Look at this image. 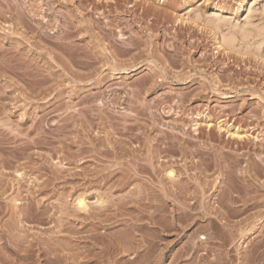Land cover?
I'll list each match as a JSON object with an SVG mask.
<instances>
[{
	"label": "rangeland",
	"instance_id": "1",
	"mask_svg": "<svg viewBox=\"0 0 264 264\" xmlns=\"http://www.w3.org/2000/svg\"><path fill=\"white\" fill-rule=\"evenodd\" d=\"M241 1L0 0V148L18 157L12 167L0 170L5 188L0 196V226L8 224L12 235L0 233V246L5 241L0 252L6 251L0 259L9 257L0 264L8 259H13L14 263L8 260L11 264H231L233 227H225L229 232L226 229L222 236L211 223L218 220L215 213L204 217L201 213L203 207L217 206L214 202L220 200L221 170L215 163L219 154L227 157V170L264 169V53L218 47V29L204 18L216 10L241 21L251 2L254 20L264 22V0H248L239 11ZM208 120L210 127L205 125ZM218 122L243 131L246 138L236 142L226 131L217 130ZM86 129L102 141L111 135L129 140L134 151L122 140L129 150L123 164L114 165L115 158L109 154L101 160L87 157L78 165L67 154L77 153L72 140L84 137ZM152 153L157 173L147 163ZM49 158L54 170L58 169L54 163L60 161L62 174L77 170L87 174V181L81 175L80 180L70 176L71 181H53ZM132 158L140 170L130 186L138 183L127 193L142 187L158 198L148 195L149 199L134 201L136 205L106 203L102 210L90 203L91 213L79 216L75 196L91 192L92 202V192L106 193L112 180L131 173ZM16 164L24 173L22 185L14 179ZM170 166L184 190L174 180L177 187L172 189L180 193H171L164 207L159 202L158 181L163 174L159 172ZM102 168L106 178L100 172L101 177L95 178ZM263 182L264 174L254 179L249 193L258 204L244 213L258 218L257 228L258 221L264 220ZM14 183L20 186L13 187ZM40 188L45 190L36 191ZM11 198L21 201L23 208L19 205L18 210ZM181 206L193 213L182 216ZM163 208L173 213L158 215ZM138 209L143 210L141 215ZM21 211L25 224L17 218ZM259 230L247 233L253 237ZM200 234L207 238L200 240ZM51 254L58 255L57 262L50 260Z\"/></svg>",
	"mask_w": 264,
	"mask_h": 264
},
{
	"label": "bare ground",
	"instance_id": "2",
	"mask_svg": "<svg viewBox=\"0 0 264 264\" xmlns=\"http://www.w3.org/2000/svg\"><path fill=\"white\" fill-rule=\"evenodd\" d=\"M249 2H248V0H242L241 2H240V4H239V6H238V8H239V11H241L243 8H244V6L246 5V4H248ZM251 3V2H250ZM249 3V6H248V10H247V14H246V16L240 21V20H238V19H236V20H232V19H230L228 16H226V15H224V14H221L220 12H218V11H216L215 10V12H213V14L211 15V16H208V17H205L204 18V21L205 22H207V23H209V24H211L215 29H218V42H219V46L218 47H220V46H224V47H229V48H236L237 50H243V51H251V50H253L254 52H257V53H261V52H263L264 53V22L263 21H260L258 18V21L256 22L255 20H254V18H255V15L254 14H252L251 13V11H255V8L254 7H252V5ZM253 4V3H252ZM263 5H264V3H263ZM264 7V6H263ZM252 8H253V10H252ZM218 10V9H217ZM263 10H264V8H263ZM253 15V16H252ZM193 16L196 18V17H198V14L196 13V11L195 12H193ZM254 17V18H253ZM260 19H261V17H259ZM115 102V101H114ZM116 102H118V101H116ZM115 102V103H116ZM197 123H195V125H196ZM40 125V124H39ZM205 125L206 126H208V127H210L211 125H212V123H211V121L210 120H208V121H205ZM218 126H217V130H223V131H226V134H228L227 136H229V137H231V139H233V140H235L236 142L237 141H242L243 139H245L246 138V134L243 132V131H241V130H239V129H234V128H229V126H227V124L226 125H221L220 124V122H218V124H217ZM41 126V125H40ZM42 127V126H41ZM40 128V127H39ZM38 128V129H39ZM123 128H126V126L125 125H123ZM194 128V127H193ZM41 130H42V128H40ZM35 130H37V129H35ZM41 130L39 131V130H37L36 131V134L38 135L39 133H41L42 135H43V133H44V131L43 132H41ZM44 130V129H43ZM89 131H91V129H86V135L84 136V137H81V138H78L77 140H72V142L73 143H77L76 144V146L78 147V151H77V153L76 152H74V153H72L71 155H69V154H67L68 155V157L69 156H71L74 160H75V162H77V164L79 165V164H82L83 162H85L86 160H87V157H92V158H96V159H98V160H101L102 158H107L108 156H110V155H112L111 157L112 158H115V162H114V165H120V164H123V161L122 160H124L123 159V156L125 155V154H127L126 152L128 151L129 152V150L127 149V146H128V148L130 147L131 148V151L130 152H132V151H134V147H133V145H131V143H129V140H124V139H122V138H117V137H115L114 135H111V137L110 138H107V142L104 140V141H102L104 138H102V140L101 139H98L97 137H94V136H91L90 134H89ZM45 132H46V130H45ZM47 133H49L48 131H47ZM46 134V133H45ZM28 135V134H27ZM42 136H40L39 135V140H40V138H41ZM43 138V137H42ZM41 138V139H42ZM45 138V137H44ZM252 139L253 140H257V136H253L252 137ZM34 140V139H33ZM39 140L37 139L36 140V142L38 141L39 142ZM102 142H101V141ZM122 140H124V142L125 143H127V144H129V145H127V146H125V143H122ZM34 143V141H32V143H34V144H37V143ZM5 143V142H4ZM1 144H3V143H1ZM40 144V143H39ZM84 144H88L89 145V147H86V146H83ZM5 148V147H4ZM1 149V148H0ZM3 150V152L5 153L6 151L4 150V149H1V151ZM9 152V151H8ZM133 153V152H132ZM110 154V155H109ZM158 153H156V155H157ZM134 155V154H133ZM130 156H132V155H130ZM154 156H155V154L154 153H152V155L151 156H148L149 157V160L148 159H146V160H148L147 161V163H149L148 165L151 167V169L154 171V173H157V171H158V169H157V163H154L153 164V162L154 161H156L157 159H155L154 158ZM134 157H135V155H134ZM216 157V156H215ZM13 158L14 159H16L15 161H17V159H18V157L16 156V152H10V153H8V154H2V157H1V155H0V170L1 169H3V170H6L7 168H9V167H12V164H14V160H13ZM59 158V157H58ZM71 158V159H72ZM85 158V159H84ZM153 158L155 159L154 161H152L153 160ZM52 159L53 158H49L48 159V162H47V165H48V163H49V168H51V173H52V177H51V179L53 180V181H55V180H58V179H61V180H63V182H67V181H71V177L72 178H74V177H77V178H74V179H72V180H75V179H77V180H80L81 178L83 179V180H85L86 179V176H87V174H82L81 172H79V171H75V172H73V173H69V174H65V173H63V174H65V176H63V174H62V171H60L61 169H60V167L63 169L64 167H62L61 165H60V161H57V163H54V165H57V167H58V169H53L52 168ZM134 161H132V162H130L131 163V166H133V168L132 167H130V171L129 172H131V173H127L126 175H124L123 177L121 176V178H119V179H117V180H112V182L110 183V185H109V191H106V193H103V192H98V191H95L94 193L92 192V195H93V197H94V200L92 201V202H89V200H88V198H89V195L91 194V192L89 193V192H87V191H82L81 193H78L76 196H75V198L73 199L74 201V207H75V209H76V211H77V213H78V215L79 214H82V216H83V214H86L87 212L89 213L90 211H88L89 210V207H90V203L92 204H94V206L97 208V209H103L104 207H105V204L107 203V205H108V203H111V204H113L114 202L115 203H126V204H129L130 202H131V204L132 203H134L135 205H136V203L134 202V201H137L138 199L139 200H143V199H146L147 198V196L149 195V197H153V198H155V199H157L158 198V196H154V195H152V193L149 191V189H147L148 191H146V189L144 188V186H145V184L144 183H141V185L143 186V188L144 189H142V187H141V189L142 190H145V191H141V189L140 188H138V187H136V188H138L137 190L139 191V192H137V191H133V189L135 188H133V186L134 185H136L135 183H138V182H133L134 184L132 185V187L130 186L131 184V182L132 181H135V180H137V179H135L134 180V176H136L137 174H139V170H140V168L138 167V163L135 161V159L134 158H132ZM216 159V158H215ZM227 157L224 155H222V154H219V157L217 158V160H215V163L217 162V163H219V166L218 167H220V170L221 171H219L218 172V175H220L221 176V179L219 180V182H218V184L219 185H217V187L219 186V188H220V190L218 191L219 192V194H220V200H219V198H218V193L216 192V194H218L217 195V198H218V202L216 201V202H214V203H218V205L217 206H212V207H208V209H206V206L205 207H203V208H205V210H203V211H205V213H201V216H202V214H203V216L202 217H204V215L205 216H208L207 214H212V213H215V218L216 219H218V220H220L221 221V223L219 224V221L217 220V221H214V222H212L211 221V223H215L216 224V228H218V231L220 232H217L218 234H222V233H224L225 234V231H226V229L228 230L229 228H226L225 229V227H228V226H230V227H233V230L232 231H230V234H231V236L233 237V241H232V239H231V241L234 243V245H233V248H234V251H235V253H234V255H233V257L231 256V264H264V220H261V219H263V218H259L260 219V221H258V223H259V226H260V228L258 227H256L255 226V224H256V222H257V219L258 218H256V217H254V216H252V217H249L247 214L244 216V213L245 212H247V211H249L251 208H253V207H255L257 204H258V200H256L257 199V197H255V196H253V195H250V193H249V191H250V189L249 188H251L252 187V185H253V183H254V179H256V176H259V175H263L264 174V169H258V170H256V169H253V168H251L250 170H247V169H244V170H241V171H239V173L238 172H236L235 170L233 171L232 170V168L231 169H228L227 170V167H226V165H225V162H227ZM46 160H47V158H46ZM59 160H60V158H59ZM126 160V159H125ZM62 161V160H61ZM127 161V160H126ZM130 161V160H129ZM228 163H231V162H228ZM59 164V165H58ZM63 164V163H62ZM76 164V165H77ZM156 165V166H155ZM64 166V165H63ZM14 167H16L15 168V170H14V172L16 173L14 176H16L14 179L16 180V182L17 183H19L20 185H22V184H24L25 182H24V173L23 172H21V170H19L20 168H21V166H20V164H16V165H14ZM41 167V166H40ZM45 167V166H44ZM43 167V168H44ZM105 169V168H104ZM119 169H121L120 167H119ZM157 169V170H156ZM167 169H168V167H167ZM0 171V175H3V172L4 171ZM57 170H59L60 172H61V175H60V172L59 171H57ZM67 170V169H66ZM101 170H103V168L102 169H100V170H97L95 173H94V177L95 178H99V177H101V176H103L104 178H106V176L108 175L107 173L106 174H103V173H101ZM106 170H108V168L106 169ZM164 170V169H163ZM176 170V169H175ZM65 171V170H64ZM166 172H162V171H160L159 172V174L160 173H163V174H161V176L159 177V181H158V184H159V196H160V198H161V201H159V202H161V203H163V205H165L164 207H167V205H168V203H169V201H168V199L171 197V196H169V195H172V197H173V194H174V192H177L178 193V191H179V193H180V189H178L177 191H175V190H173V189H175V187H177L176 186V184L178 185L179 184V182L180 181H178V183H177V178H174V177H176V175H177V172L175 173V171H174V169H173V167H171L170 166V168L168 169V170H165ZM57 172H59V173H57ZM101 174H100V173ZM249 173V174H248ZM101 175V176H98V175ZM80 175H81V178H79L80 177ZM71 176V177H70ZM178 176V178H179V174L177 175ZM219 176V177H220ZM137 178V177H136ZM103 179V178H102ZM109 179V178H108ZM169 179H173L172 181L171 180H169ZM216 179H217V177H216ZM65 180V181H64ZM89 180H91V179H89L88 178V181ZM109 180H111V179H109ZM174 180H176V181H174ZM14 181V180H13ZM86 181H87V179H86ZM92 181V180H91ZM91 181H89V182H91ZM106 181V180H105ZM104 181V182H105ZM139 181V180H138ZM176 182V184H174V182ZM215 181V180H214ZM218 181V180H217ZM142 182V181H141ZM12 183V182H11ZM34 182H32V184H33ZM108 183V184H109ZM212 183H214V182H212ZM216 183V182H215ZM19 184H16V183H14V184H11V185H13V187H14V185H19ZM35 184V183H34ZM36 184H37V182H36ZM180 184H181V182H180ZM180 184L178 185V187L177 188H179L180 187ZM263 184H264V182H263ZM11 185H10V187H11ZM19 185V186H20ZM37 185H39V182H38V184ZM41 185V184H40ZM43 185V184H42ZM54 185V184H53ZM137 185H139V184H137ZM141 185H139V187L141 186ZM203 185V184H202ZM205 185H207V183L205 184ZM46 187L47 185H43V187ZM130 188H129V187ZM175 186V187H174ZM44 187V188H45ZM172 187H173V189H172ZM44 188H42V189H44ZM127 188L128 189H131V188H133L132 189V191H130L129 193H127L128 191H127ZM181 189H183L184 188V186H183V188H182V185H181V187H180ZM203 189H204V187H202ZM41 189V188H40ZM36 190V191H41V192H43L42 191V189L41 190ZM46 189V188H45ZM44 189V190H45ZM126 189V191H123V190H125ZM203 189H201V192L203 191L204 192V190ZM4 190H5V188H4V185L0 182V194L1 193H3L4 192ZM184 190V189H183ZM182 190V191H183ZM187 190V189H186ZM185 190V191H186ZM200 190V189H199ZM218 189H216V191H217ZM119 191H123V193L124 192H126V193H122L121 192V194H119L120 192ZM185 191H183L184 193H186ZM35 192V191H34ZM38 192H35V193H38ZM40 192V193H41ZM119 192V193H118ZM182 192V193H183ZM171 193H173V194H171ZM34 194V193H33ZM3 194H1L0 196H2ZM150 195H152V196H150ZM35 196V194L33 195V197ZM17 197V196H16ZM149 197L147 198V199H149ZM152 198V199H153ZM216 198V199H217ZM12 199L13 198H11V202H13L14 200H15V203L14 204H16V205H18V210L20 209L19 208V205L21 206V201H19V200H17V199H13V201H12ZM20 199V198H19ZM151 199V198H150ZM151 199V200H152ZM215 199V198H214ZM150 200V202H152ZM170 200V199H169ZM175 200H177V199H175ZM213 200V199H212ZM130 201V202H129ZM153 201H157V200H154L153 199ZM172 201V200H171ZM171 201H170V203H171ZM173 202V201H172ZM175 202H178V201H175ZM205 202V201H204ZM213 202V201H212ZM39 203V202H38ZM174 203V202H173ZM179 203V202H178ZM209 203V202H208ZM42 204V203H41ZM110 204V206H112ZM204 204V203H203ZM207 204V203H206ZM212 204V203H211ZM211 204L209 205V206H211ZM11 206L13 205V204H10ZM36 205H37V202H36ZM40 205V204H39ZM118 205V204H117ZM120 205V204H119ZM180 205H183V204H180ZM200 205V204H199ZM213 205V204H212ZM124 206V205H123ZM202 206V205H201ZM201 206H200V208H201ZM40 207V206H39ZM137 207V206H136ZM177 207V206H176ZM182 207V206H181ZM185 207V206H184ZM12 208H13V206H12ZM11 208V209H12ZM17 208V206H15V209ZM23 207L21 206V209H22ZM38 208V207H37ZM109 208V207H108ZM107 208V209H108ZM118 208V207H117ZM178 208V207H177ZM199 208V207H198ZM213 208H214V210H213ZM1 209V208H0ZM20 209V210H21ZM120 209H125V208H120ZM127 209V208H126ZM181 209V212H180V214L183 216H187V215H191L192 213H190L189 211H187L186 209H183V207L182 208H179L178 210H180ZM17 210V211H18ZM140 209H138V211H139ZM201 210V211H202ZM207 210V211H206ZM17 211H14V212H17ZM23 211V210H22ZM21 211V212H22ZM104 211V210H103ZM101 212V213H104V212ZM130 211V210H129ZM132 211V210H131ZM143 211V210H142ZM141 210H140V215H141V212H142ZM157 211V210H156ZM170 210H167V209H162V210H160L159 212H157L158 213V215L160 214V213H164V215L163 216H165V217H167L166 215L168 214H172L173 213V210H171L170 212H169ZM13 212V211H12ZM19 212V211H18ZM17 212V213H18ZM20 212V213H21ZM26 212V211H25ZM99 212V211H98ZM97 212V213H98ZM123 212V211H122ZM147 212V211H146ZM153 212H155V210L153 211ZM168 212V213H167ZM16 213V214H17ZM18 214V215H20L19 217L17 216V218H21L20 220H21V222L23 223L24 221V216H23V212L21 213V214ZM91 213V212H90ZM89 213V214H90ZM120 213V212H119ZM143 213V212H142ZM177 213V212H176ZM15 214V213H14ZM25 214V213H24ZM126 214V213H125ZM129 214V213H128ZM131 214V213H130ZM138 214V213H137ZM147 214H149L148 212H147ZM151 214L152 213H150V216H151ZM155 214V213H154ZM154 214H152V215H154ZM166 214V215H165ZM199 214V213H198ZM77 215V216H78ZM88 215V214H87ZM87 215H85L86 217H88ZM96 215V214H95ZM101 215H104V214H101ZM121 216H122V214H120ZM135 215V214H134ZM140 215H138V217H140ZM162 215V214H161ZM194 215H196V214H194ZM256 215V214H255ZM14 216V215H13ZM79 216H81V215H79ZM78 216V217H79ZM81 216V217H82ZM100 216V215H99ZM113 216V215H112ZM116 216V215H115ZM124 216V215H123ZM128 216H130V215H128ZM135 216H137V215H135ZM134 216V217H135ZM173 216V215H172ZM193 216V215H192ZM191 216V217H192ZM214 216V215H213ZM73 217V216H72ZM90 217V216H89ZM117 217V216H116ZM131 217V216H130ZM149 217V216H148ZM154 217V216H153ZM161 217V216H160ZM169 217V216H168ZM85 218V217H84ZM100 218V217H99ZM151 218V217H150ZM162 218V217H161ZM210 219H211V217H209ZM214 218V219H215ZM131 219V218H130ZM139 219V218H138ZM230 219H234V220H230ZM236 219V220H235ZM16 220V219H15ZM77 220H79L78 218H77ZM103 220V219H102ZM141 220V219H140ZM80 221H81V219H80ZM87 221V220H86ZM100 221V220H99ZM131 221V220H130ZM134 221V220H133ZM234 222L235 221V223H231V222ZM16 222H18V220L16 221ZM21 222H19V223H21ZM82 222V221H81ZM127 222V221H126ZM135 222H136V220H135ZM139 222V221H138ZM142 222V221H141ZM229 222L231 223V225L229 224ZM150 223H151V221H150ZM7 223H5L4 225H6ZM16 224V223H15ZM23 224H25V223H23ZM23 224H21V226H23ZM82 224V223H81ZM84 224H86V223H84ZM1 225V224H0ZM3 225V224H2ZM130 225V224H129ZM138 225H139V223H138ZM141 225V224H140ZM152 225V224H151ZM8 226V227H7ZM7 226H5V227H7V228H2V226H0V233L2 234V232L5 234V233H9V234H6V235H9L10 237L12 236L10 233L11 232H9L8 231V229H10L11 230V227L9 228V225L7 224ZM11 226V225H10ZM135 226V225H134ZM144 226V225H143ZM160 226V225H159ZM215 226V225H214ZM254 226V227H253ZM136 227H139V226H137L136 225ZM145 227H146V225H145ZM161 227H163V226H161ZM224 227V228H223ZM249 227V228H248ZM256 227V228H255ZM128 228V227H127ZM133 228V227H132ZM148 228V227H147ZM159 228V227H158ZM253 228L254 229H260L259 231H258V233L256 234V232H255V236L254 235H252L253 237H250V234H248L250 231V229H251V231L253 230ZM14 229V228H13ZM17 229V228H16ZM15 229V230H16ZM134 229V228H133ZM232 228H230V230H231ZM149 230H151V229H149ZM8 231V232H7ZM130 231V230H129ZM249 231V232H248ZM136 232V231H135ZM149 232V231H148ZM227 232H229V230L228 231H226V233ZM248 232V233H247ZM131 233V232H130ZM147 233V232H146ZM145 233V234H146ZM216 233V232H215ZM217 233H216V235H217ZM134 234V233H133ZM148 234V233H147ZM151 234V233H150ZM252 234H253V232H252ZM132 235V234H131ZM136 235V234H135ZM50 236V235H49ZM52 236V235H51ZM55 236V235H54ZM61 236V235H60ZM81 236V235H80ZM91 236V235H90ZM98 236V235H97ZM130 236V235H129ZM139 236H141V233L139 234ZM144 236H146V235H144ZM155 235H153V237H154ZM220 236V235H219ZM222 236H223V234H222ZM5 238H7V240H8V237L7 236H4ZM62 237H63V235H62ZM92 237V236H91ZM149 237V236H148ZM150 237H151V235H150ZM4 238V239H5ZM51 240H53V239H55L54 237H53V239L51 238V237H49ZM48 238V239H49ZM67 238V237H66ZM101 238V237H100ZM133 238V237H132ZM141 238H143V236H141ZM146 238V237H145ZM144 238V239H145ZM198 238L200 239V240H204L205 238H207V237H205V235H203L202 234V236H201V234H200V237L198 236ZM47 239V238H46ZM47 239V240H48ZM63 239V241H64V238H62ZM84 239H87V240H89L90 239V237H88V238H86V237H84ZM95 239V238H94ZM93 239V240H94ZM103 239V241H104V238H102ZM101 239V240H102ZM152 239H155V238H152ZM151 238H150V240H152ZM222 239V238H221ZM6 240V239H5ZM12 240V239H11ZM11 240H10V242H11ZM58 240V239H57ZM56 240V241H57ZM66 240V239H65ZM70 240H71V238H67V241H69L70 242ZM79 240V239H78ZM128 240V239H127ZM131 240V239H130ZM133 240H135L134 238H133ZM137 240V239H136ZM140 240V239H139ZM224 240V239H223ZM4 241V240H3ZM13 241V240H12ZM45 241V240H44ZM63 241H62V243H63ZM74 241H76V240H74ZM96 241V240H95ZM132 241V240H131ZM138 241V240H137ZM8 242V241H7ZM51 242V241H50ZM55 242V241H54ZM66 242V241H65ZM72 242V241H71ZM83 242H86L87 243V241H83ZM89 242V241H88ZM98 242V241H97ZM148 242V241H147ZM152 242V241H151ZM4 243H5V241H4ZM4 243H3V245H1L0 247H4ZM13 243V242H12ZM45 243H47V242H45ZM49 243V242H48ZM95 243V242H94ZM102 243V242H101ZM101 243H99V244H101ZM136 243V242H135ZM150 243V242H149ZM225 243V242H224ZM232 243V244H233ZM11 244V243H10ZM50 244V243H49ZM51 244H52V242H51ZM54 244V243H53ZM64 244H66V243H64ZM93 244V243H92ZM103 244V243H102ZM101 244V245H102ZM138 244V243H137ZM136 244V245H137ZM151 244V243H150ZM153 244V243H152ZM6 245V244H5ZM47 245V244H46ZM67 245L69 246L70 244H68L67 243ZM105 245V244H104ZM135 245V246H136ZM7 246H8V243H7ZM12 245H10V247H11ZM51 246V245H50ZM53 246H56V245H53ZM53 246L52 247H49V248H53ZM64 246V245H63ZM67 246V247H68ZM131 246V245H130ZM62 247V246H61ZM66 247V246H65ZM65 247H62V248H65ZM105 247H107V246H105ZM133 247V246H132ZM131 247V248H132ZM138 247V246H137ZM137 247H135V248H137ZM12 248V247H11ZM104 248V247H103ZM130 248V250H132ZM3 249V248H2ZM4 249H5V247H4ZM8 249H9V247H8ZM58 249V248H57ZM67 249V248H66ZM69 249H70V247H69ZM100 249H101V246H100ZM7 250V249H6ZM2 251V250H1ZM3 251H5V250H3ZM2 251V252H3ZM10 251H11V249H10ZM44 251V250H43ZM55 251V250H54ZM6 252V251H5ZM1 253V255L0 256H2V254H6V253ZM46 252V251H45ZM47 252H48V250H47ZM56 252H57V250H56ZM59 252V251H58ZM65 252V251H64ZM68 252V251H67ZM66 252V253H67ZM52 253V252H51ZM62 253V252H61ZM65 253V254H66ZM57 254V253H56ZM68 254V253H67ZM226 254V253H225ZM48 255H50L49 253H48ZM52 255V254H51ZM224 255V254H223ZM8 256H9V254H8ZM46 256H47V254H46ZM53 256V258L52 259H50L49 257V259L52 261V262H57V260H58V255H52ZM60 256H62V255H60ZM59 256V257H60ZM225 256V255H224ZM4 257V256H3ZM10 257H11V255H10ZM63 257H64V255H63ZM76 257V256H75ZM223 257V256H222ZM7 258H9V257H7V255L5 256V260L7 259ZM46 258V257H45ZM68 258V257H67ZM229 258H230V256H229ZM3 259V258H2ZM2 259H0V260H2ZM4 259H3V261H4ZM59 259H62L61 257L59 258ZM70 259V258H69ZM72 259V258H71ZM73 259H75V258H73ZM222 259V258H221ZM224 259H226V257L224 258ZM9 260V259H8ZM6 261L5 263L7 264H11L9 261H12L13 262V259H10L9 261ZM46 260V259H45ZM63 260V259H62ZM64 260H66V259H64ZM63 260V261H64ZM49 261V260H48ZM67 261V260H66ZM74 262V261H73ZM14 263V262H13ZM16 263V262H15ZM17 263H19L18 261H17ZM48 263H50V262H48ZM58 263V262H57ZM56 263V264H57ZM75 263V262H74ZM227 263V261L225 262V264ZM20 264V263H19ZM46 264V263H45ZM52 264H55V263H52ZM59 264V263H58ZM62 264V263H61ZM67 264V263H66ZM69 264H70V262H69ZM72 264V263H71ZM75 264H77V263H75ZM79 264V263H78Z\"/></svg>",
	"mask_w": 264,
	"mask_h": 264
}]
</instances>
